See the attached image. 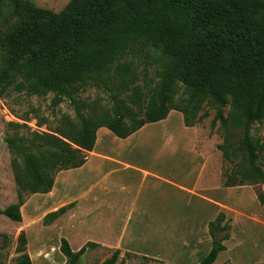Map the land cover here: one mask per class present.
Segmentation results:
<instances>
[{"label":"trees","instance_id":"obj_1","mask_svg":"<svg viewBox=\"0 0 264 264\" xmlns=\"http://www.w3.org/2000/svg\"><path fill=\"white\" fill-rule=\"evenodd\" d=\"M13 18L19 23L2 40L6 54L0 85L40 97L54 94L53 107L68 98L78 123L64 116L49 132L8 137L18 200L0 209V215L22 223L28 195L50 193L59 172L82 167L99 128L126 139L146 124L166 119L172 110L184 115L187 126H194L206 100L216 106L224 133L217 149L233 166L224 186L256 187L264 205V191L257 188L264 185V146L251 134L254 125L264 121V0H72L59 14L31 0H0V30ZM140 47L153 48L160 56L159 90L145 107L139 103L142 90L136 86L137 77L128 76L125 66H116ZM115 66L110 110L80 98V92ZM239 133L242 136L235 142ZM74 206L70 203L46 214L43 224H53ZM231 229V220L222 212L210 221L212 248L200 264L215 263L227 249ZM0 237L7 246L8 235ZM17 243L16 264H33L25 231ZM91 247L96 244L74 251L62 237L59 249L66 264H80ZM120 254L115 251L102 264H117ZM0 264H4L1 252Z\"/></svg>","mask_w":264,"mask_h":264},{"label":"crops","instance_id":"obj_2","mask_svg":"<svg viewBox=\"0 0 264 264\" xmlns=\"http://www.w3.org/2000/svg\"><path fill=\"white\" fill-rule=\"evenodd\" d=\"M200 133L176 110L126 139L101 127L86 163L59 172L50 193L23 207L46 215L75 203L51 224L74 251L93 243L164 264H200L212 248L209 223L222 212L231 237L214 264H264V205L250 185L224 186L221 143L198 147ZM157 185L178 190L182 202L173 208Z\"/></svg>","mask_w":264,"mask_h":264},{"label":"rangeland","instance_id":"obj_3","mask_svg":"<svg viewBox=\"0 0 264 264\" xmlns=\"http://www.w3.org/2000/svg\"><path fill=\"white\" fill-rule=\"evenodd\" d=\"M31 1L38 7L49 9L59 14L66 9L72 0ZM18 23V18L10 19L0 30V74L4 70V58L6 54L5 45L2 40L14 30ZM159 58L157 50L149 47H140L129 51L116 64V66H125L128 76L137 77L136 86L142 90L141 102L139 103L144 107L148 105L151 95H154L159 90L161 80ZM116 66L109 73L102 74L94 85H89L84 91L80 92V98L89 104H95L99 109L110 110L112 108V101L109 85L113 86ZM5 85H0V209H5L18 200V187L11 167L12 156L7 145L8 137L14 134L29 136V132H49V129L55 128L60 124L64 116L78 123L76 109L68 98L62 99V102L58 106L53 107L52 100L55 97L54 94L40 97L31 95L28 92H18L14 86L5 87ZM181 94L182 88L180 87L177 97L179 98ZM180 100L179 106L185 107V103H181ZM228 110L229 106L224 107L222 115L226 117ZM204 114L207 115L201 121H198V118ZM216 114L217 109L214 103L211 100H206L200 112L195 115V119L193 120L195 122L194 126L198 127L201 131L198 147L202 142L207 140L220 142L221 144L224 142L221 122L217 119ZM190 118L192 119V117ZM11 123L26 124V127L21 129L15 128L10 125ZM251 134L256 143L264 146V121L256 123ZM241 136L242 134L239 133L235 138V142ZM222 161L224 178L232 170L233 166L223 157ZM224 182L222 181L223 184ZM253 188L256 192V187ZM257 188L264 191L262 186H257ZM157 191L161 195L167 194L165 198L167 201L171 199L173 208L183 200V196L174 188L169 189L164 185H157ZM30 197L28 195V199ZM29 206L22 209L25 216L22 223L14 222L0 215V233L6 234L9 237V244L5 247L4 239L0 237V252L3 254L4 264H16L15 260L20 255L17 251V238L21 231H25V229V232L27 233L28 230L30 235L27 252L31 256L33 264H66L65 256L63 258L60 254L61 252H59L60 240L65 235H59V231L57 232L58 227L56 226H45L43 224L45 216L43 212L38 213ZM76 243L74 242V245ZM83 246L84 244H81L80 248ZM96 247H91L86 251L80 259V264H102L106 259L112 257L113 250ZM148 258L135 255L128 256L125 252L121 251L117 264H120L123 259L125 264H164L161 260L158 262Z\"/></svg>","mask_w":264,"mask_h":264}]
</instances>
